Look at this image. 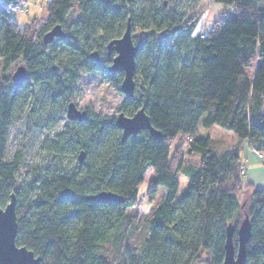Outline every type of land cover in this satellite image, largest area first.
Listing matches in <instances>:
<instances>
[{
    "label": "trees",
    "instance_id": "1",
    "mask_svg": "<svg viewBox=\"0 0 264 264\" xmlns=\"http://www.w3.org/2000/svg\"><path fill=\"white\" fill-rule=\"evenodd\" d=\"M27 1L0 0L2 68L17 63L26 71L17 87L0 79V208L15 195L16 245L39 264H113L112 241L122 246L114 264H194L202 255L204 264H221L227 226L237 230L248 217L245 264H264V190L244 185L237 150L213 153L209 135L217 126L264 156V0H212L232 8L235 18L195 36L197 21L178 13V0H44L45 18L18 27L9 13ZM127 23L138 47L135 89L120 111L131 117L143 108L160 137L141 131L122 142L114 120L87 112V122L68 121L44 141V164L18 182L19 153L6 159L16 117L38 108L55 128L82 72L102 75L119 91L123 74L108 73L111 59L89 55L120 38ZM57 25L66 39L43 44ZM148 169L146 199L153 201L159 188L165 195L149 213L145 237L131 247L128 212L139 205ZM179 175L188 183L178 195ZM102 191L120 202L87 199Z\"/></svg>",
    "mask_w": 264,
    "mask_h": 264
},
{
    "label": "rangeland",
    "instance_id": "2",
    "mask_svg": "<svg viewBox=\"0 0 264 264\" xmlns=\"http://www.w3.org/2000/svg\"><path fill=\"white\" fill-rule=\"evenodd\" d=\"M43 1L44 0H39L36 2L28 0L25 4L11 10L9 19L14 21L18 27H25L33 20L38 22L41 21L46 15L45 6L47 3L45 1L43 4ZM177 5L178 13L180 15L182 13L183 18H192L197 21L191 34L192 36L198 34L205 35L211 30L215 21L235 18V12L232 8L213 3L212 0H198L194 5H191L189 0H178ZM139 33L138 27H133L132 35L137 37ZM97 53L101 62L113 57V55L107 56L105 45L104 48ZM110 64L111 62L109 65ZM18 66L19 65L16 63L3 69L0 60V79L2 77H8L10 79ZM124 100V95L117 91L113 84L108 82L102 75L83 72L79 74V79L74 87L71 98V101L78 109L86 110L89 115L100 116L105 120H114L116 118L121 112L120 109ZM34 111L35 112L31 113L25 110V112L19 114L16 117V122L10 126L8 131L6 159L10 160L16 153H19L21 158L19 170L20 179L18 182L27 178L34 167H42L44 164V154L41 151L42 144L54 134L66 130L68 125V121L65 119V114L63 113L58 117L56 127L51 129V124L47 122L48 120H46L45 114L40 112L38 108H35ZM213 129H217V131L223 133L222 138L216 135L213 136L214 142L211 146V150L214 153L219 147H223V145L226 144L224 141L227 139V133H230V135H233V133L226 132L217 126H214ZM151 177L152 169H148L138 189L139 205L130 209L128 212L131 221L125 235L131 247H137L145 237L149 213L161 203L165 195V190L159 188L153 201L150 202L146 199L145 192ZM177 180L179 195L185 189L188 178L179 175ZM23 204V202L18 203V205ZM115 242L117 243L118 241ZM113 244L115 243L112 241V243L108 245L109 249L107 253L114 264V260H117L120 256L122 246L118 245L119 249L117 250V245ZM205 258V255H202L200 258L201 262L194 264H204L202 261H204Z\"/></svg>",
    "mask_w": 264,
    "mask_h": 264
},
{
    "label": "water",
    "instance_id": "3",
    "mask_svg": "<svg viewBox=\"0 0 264 264\" xmlns=\"http://www.w3.org/2000/svg\"><path fill=\"white\" fill-rule=\"evenodd\" d=\"M55 39L61 41L66 39V34L59 25L54 26L48 31L43 36L42 42L43 44H50ZM105 49L107 56L113 55L111 64L107 67L108 73L110 75L123 74L119 91L124 95L125 99H131L135 89V56L138 47L132 42L129 23H127L122 36L108 42ZM89 58L94 62H100V58L96 52L91 53ZM25 80V68L18 66L11 76L12 85L14 87L20 86ZM65 118L67 121H76L78 123L87 122L89 119L87 111L78 109L73 102L67 104ZM114 124L121 131L122 142H125L130 136H136L141 131H147L155 139L160 137V133L151 126L143 108L137 110L131 117L125 116L120 112L114 119ZM84 158L85 153L81 151L77 156L78 163L81 164ZM87 199L98 204H118L120 202V197L106 191L89 196ZM234 233L236 235V249H234L233 245ZM16 234V197L14 194H11L9 202L4 208H0V264H39L40 258L35 257L33 252L24 246L16 245ZM250 234L251 225L248 217H245L241 221L237 230L231 225L227 226L224 256L221 264H245L246 245L249 242Z\"/></svg>",
    "mask_w": 264,
    "mask_h": 264
},
{
    "label": "crops",
    "instance_id": "4",
    "mask_svg": "<svg viewBox=\"0 0 264 264\" xmlns=\"http://www.w3.org/2000/svg\"><path fill=\"white\" fill-rule=\"evenodd\" d=\"M213 128L214 126L209 129L211 139L210 146L213 145L214 135L219 136V138L223 137V133ZM227 134V139L224 141L226 144L223 145V147H219L214 153L219 154L226 151L237 150L240 163L245 171L243 184H250L255 188L264 190V157L250 146L248 140H240L234 134Z\"/></svg>",
    "mask_w": 264,
    "mask_h": 264
},
{
    "label": "built area",
    "instance_id": "5",
    "mask_svg": "<svg viewBox=\"0 0 264 264\" xmlns=\"http://www.w3.org/2000/svg\"><path fill=\"white\" fill-rule=\"evenodd\" d=\"M34 1H36V2H37V1H39V0H34ZM262 157H264V156L262 155ZM242 174H243V172H242Z\"/></svg>",
    "mask_w": 264,
    "mask_h": 264
}]
</instances>
